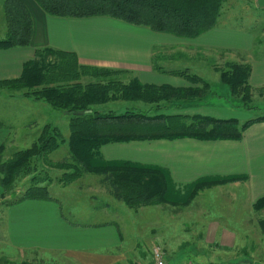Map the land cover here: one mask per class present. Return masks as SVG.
Returning a JSON list of instances; mask_svg holds the SVG:
<instances>
[{
	"label": "crops",
	"instance_id": "0c3cea01",
	"mask_svg": "<svg viewBox=\"0 0 264 264\" xmlns=\"http://www.w3.org/2000/svg\"><path fill=\"white\" fill-rule=\"evenodd\" d=\"M22 1L32 18L31 42L27 47L0 50V80L19 77L23 64L34 58L35 51L51 48L75 53L82 66L119 71V78L123 82L136 78L142 84L188 87L186 79L169 73L179 69H165L153 64L160 53V50L156 51V47L169 46L170 52L175 49V56L179 54L185 57L197 53L207 57L215 52L226 60L223 66L225 63L248 64L251 68L248 79L251 91L260 94L264 89V41L256 42V31L245 29L246 17L238 18L239 26L232 28L222 27L218 22L214 29L201 34L190 43H162L152 39L153 35L145 27L108 17H50L33 0ZM250 10L254 15L264 17V0H251ZM222 16L223 14L219 21ZM115 27L123 29L126 34L142 36L117 38L112 34ZM4 28V22L0 21V38L4 35ZM175 45H184L185 48L177 51ZM185 69L191 72L189 68ZM1 94L5 93L0 91V96ZM11 96L8 92V97ZM185 115L210 116L200 111ZM215 118L225 119L220 115ZM255 118L257 117L246 114L245 120L241 121ZM0 121L2 122L1 118ZM2 123L4 127L0 128V156L7 160L3 155L5 149L14 143L15 136H12L10 126ZM100 151L106 161H129L163 168L176 186H186L204 178L245 176L247 179L243 181L203 189L189 206L199 198H205L201 208L209 203L217 208L221 203L230 207L243 205L246 211L244 215H227L225 222L207 215L199 224L200 227L196 228L197 236L205 237L202 244L211 251H235L242 253L244 258H250L249 254L256 251L261 242L259 238L256 239L260 234L257 224L260 217L252 206L264 197V121L251 124L239 141L179 139L113 143L103 146ZM65 189L67 188L63 187L57 191V197H61L62 201L54 196L56 193L52 195L54 190L50 186L49 200H22L4 204V200L10 199L1 198L0 187V208H3L0 212L3 221L0 232V254H3L0 256L1 260L20 264H153L151 251L145 256L144 251L138 249V241L133 238L145 227H149V222L144 226L139 220L152 219L149 216L152 211H147V207L133 210L130 223H126L125 230L122 231L121 224L111 216L114 202L109 193L103 207L93 206L88 211L79 206L80 203H85L88 191L84 193L76 189L70 193ZM212 193L215 195L212 196ZM88 197L96 200L95 195L90 194ZM62 202L68 203L67 214L64 213ZM154 212L153 219L157 215ZM261 218H264L263 214ZM160 242L167 246V238H161ZM172 253L171 257L179 262L174 258V252ZM164 254L167 264L171 257L167 252ZM210 262L201 264H218L216 261Z\"/></svg>",
	"mask_w": 264,
	"mask_h": 264
},
{
	"label": "trees",
	"instance_id": "16d2710c",
	"mask_svg": "<svg viewBox=\"0 0 264 264\" xmlns=\"http://www.w3.org/2000/svg\"><path fill=\"white\" fill-rule=\"evenodd\" d=\"M33 1L50 17H108L156 33L189 39L214 29L225 3V0ZM2 14L5 28L0 50L29 46L32 18L23 1L4 0ZM215 70L232 96L240 95L243 108L250 109V66L225 63L224 68ZM169 73L186 79L189 86L142 84L136 78L123 82L119 71L80 65L73 52L51 48L35 51L34 58L23 64L19 77L0 80V91H22L25 98L79 115L69 119L66 139L58 127L49 123L41 128L29 148L14 152L7 160L0 156L2 199L14 192L19 180L30 178L24 192L14 200H4V204L50 199L49 188L53 183L47 175L40 176L38 161L48 168L63 171L57 182L64 187L85 174L100 177L107 192L134 211L158 205L186 207L203 189L246 180L245 176L213 177L176 186L168 172L158 166L106 161L102 157L101 148L113 143L179 139L239 141L251 124L264 121V117L240 122L204 115H147L135 111L116 115L93 111L94 106L112 101L142 102L159 107L163 102L200 98L211 88L210 83L187 69ZM83 79L89 81L84 83ZM260 92L263 94L264 89ZM3 127L0 121V128ZM62 145L67 146L68 157L60 162L49 160L48 156ZM252 208L255 212L264 210V197ZM258 224L264 236V218Z\"/></svg>",
	"mask_w": 264,
	"mask_h": 264
},
{
	"label": "rangeland",
	"instance_id": "374dc122",
	"mask_svg": "<svg viewBox=\"0 0 264 264\" xmlns=\"http://www.w3.org/2000/svg\"><path fill=\"white\" fill-rule=\"evenodd\" d=\"M250 2L251 0H225L223 10L221 12L223 16L219 21V25L222 27L226 26L225 28L239 26L237 24L238 18L245 19L246 17L247 28L245 29L256 31L257 37L255 41L258 43L263 42L264 17L257 16L256 14L254 15V13L250 10ZM0 21H3L2 0H0ZM148 31V33L153 35V37H151L152 39H155V41L162 43L168 41H177L178 43L179 41H184V43H190L193 39H195L178 38L169 34L156 33L149 29ZM112 34L114 37H119L121 39L126 36L136 38L142 36L141 34L134 33L126 34L123 29H118L117 27L113 28ZM180 44L183 43L180 42ZM162 47H156V51L160 50V53L157 54L158 58L155 59L153 64L159 67L163 66L165 69L170 67L179 70L189 68L192 73L201 76L211 84L210 90L207 91L205 95L202 96V98L163 102L160 103L159 107L154 104L150 105L142 102L112 101L94 106L93 111L102 114L114 113L116 115L123 114L126 111H135L147 115H185V113H189L192 111H200L204 112L207 115H210L211 117L220 115L221 118H225L222 120L238 118L240 122L245 120L244 115L246 114L257 118L264 117V93L259 94L257 92L251 91V108L244 109L242 106V97L240 95L232 96L229 88L220 82V74L213 71L216 68H224L223 63L224 61L226 62V60L222 58V55L220 53L218 54L214 52L212 55H208L207 57L205 55H198L197 53H193L189 56L183 57L179 54L175 56V49H173L174 51L170 52L169 46ZM175 47L177 48V51L180 48H185L184 45H175ZM118 50H120V48ZM201 57L203 58L201 59ZM171 59L173 60V62L170 63ZM87 81L89 80L83 79L84 83ZM8 92L12 95L11 98L8 97ZM1 93L5 94H1L0 96V118L2 122L10 126V128L13 130L12 136H15L14 143L10 147H7L5 149L3 156L7 158H9L16 151L29 148L30 145L36 140L38 136V130H40L46 123H50L52 126L58 127L63 138L66 139L69 134V119L75 115H79L76 112H68L67 110H55L44 102L25 98L22 96V91L2 90ZM36 123L38 124V126H36ZM67 157L68 149L66 145L60 146L57 151L48 156L49 160L54 162L63 161ZM37 164V170L40 176L43 177L44 175H47L51 178L53 183L51 188L52 190H54V192L52 191V195L56 193L54 196L57 197V191H60L64 187L57 182V179L61 176L63 171L48 168L40 161H38ZM29 179V177H26L19 180L14 192L7 198L10 200H14L15 198L19 197L28 186ZM99 180L100 177L98 176L85 174L80 179L66 186L67 189L65 190L69 191L70 193H72L76 189H80L84 191V193L88 191V194L85 196V198H87L85 199V203H80L79 206L84 208L85 210L91 211L93 206H96L97 208L103 207L102 204L108 200V192L104 187L101 186ZM90 194L95 195L96 200H94L93 198H89L88 196H90ZM214 195L215 194L212 193V196ZM57 198L62 201L61 197ZM110 199L112 202H114L112 210L113 214L111 216L114 218V220H118V222L122 226V231H124L126 223H130V215H132L133 210L127 208L123 203L116 201L114 198ZM204 199L205 198H199L197 199V201H195V204H191V206L188 205L186 207H174L169 205H161V207H147V211H155L154 213H157V215H155L156 217L153 219L154 216L151 212L149 216H151L152 219L147 218L145 220H139V222L141 224H144V226L147 222H149V227H145L143 231H140V233H137L135 236H133L134 241H138V249L140 251H144L145 256L146 254L148 255L149 250L151 251L155 246L161 247L165 253L167 252L168 254H170V257L173 254L172 252H174L173 256L174 258L178 259L179 262L171 257L167 261V264H189L190 262L192 264H201L202 262L211 263L210 261H216L218 262V264H264V236L258 224L259 220L263 219L261 218V216L262 214L264 215V212H257L258 217H260L257 221L260 234L256 239L259 238L262 243L258 241V243L260 242L259 246L256 248V251H254L252 254H249L250 258H244L242 257V253H238L235 251H211L209 248H206L202 244L205 237H202L201 235L197 236L198 233L196 228L200 227L199 224H201L206 219L205 217H207V215H210L211 217L220 218L221 222H223L224 220H227V215L232 216L233 214L242 216L246 211L244 209L245 207L239 204L232 205V207H230L229 205L221 203L217 208V206H215L214 204L209 203V205H206V207L201 208V204H204ZM67 204L62 202L64 213L66 214L69 212ZM1 211H3V208H0V212ZM170 211L171 215H169ZM1 218L2 215L0 216V232L3 222ZM151 230L152 233H150ZM169 230H171L170 236H168ZM161 238H167V246L166 244H162L160 242ZM2 255L3 254H0V256ZM6 263L20 264L11 262ZM6 263L5 261L0 259V264Z\"/></svg>",
	"mask_w": 264,
	"mask_h": 264
},
{
	"label": "built area",
	"instance_id": "2783aa9c",
	"mask_svg": "<svg viewBox=\"0 0 264 264\" xmlns=\"http://www.w3.org/2000/svg\"><path fill=\"white\" fill-rule=\"evenodd\" d=\"M151 258L153 264H166L165 254L161 247L155 246L151 250ZM189 264H192L191 262Z\"/></svg>",
	"mask_w": 264,
	"mask_h": 264
}]
</instances>
